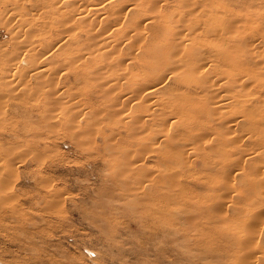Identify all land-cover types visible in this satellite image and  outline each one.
<instances>
[{
	"label": "bare ground",
	"instance_id": "1",
	"mask_svg": "<svg viewBox=\"0 0 264 264\" xmlns=\"http://www.w3.org/2000/svg\"><path fill=\"white\" fill-rule=\"evenodd\" d=\"M15 1L16 5L11 4L9 10H14L13 6L19 8L20 4L26 7L24 11L31 16L28 19L26 14L25 17L23 15V23L18 24L27 27L26 32L30 31L32 36H39L30 40L31 45L28 42L32 50L42 53L38 57L32 54L33 58L31 55L29 59L36 60L35 64L40 66L26 76L35 85L32 89L54 85L57 89L56 92L54 89L56 99L52 100H57L54 103H64L69 86L62 84V77L71 71H74V86L84 83L83 86L91 84V88H94L89 93H81V96L88 95L85 100L89 105L86 108H82L81 99L74 102L72 95L75 105L69 104L71 107L68 110L73 107L78 110L65 113L62 124L75 130L81 129L82 132L83 120L87 119L85 124L93 130L95 125L105 121L108 124L107 120L113 119L121 124V131L118 129L123 140L121 143L133 142L132 146L137 148L135 176L143 182L145 177L150 178L163 170L160 180L151 179L155 190H166L157 193L158 197L154 195L157 199L155 203L159 206L161 203L162 208L182 204L168 209L166 215L183 220L177 225L187 224V228L177 226L179 228L171 230V233L165 230V239H170L171 235H181L180 239H183L194 231L198 239L195 244L209 248L213 247L217 238L209 236L205 239L204 236L212 232L208 230L215 229L214 232L218 233L217 227L227 224L219 240L224 251H220V247L214 249L223 252L228 259L234 258L231 253L235 251L233 254L237 255V264H264V256L260 257L264 252H261L264 245L261 241L264 235V0ZM26 34L29 37V33ZM75 39L83 43L81 51L72 54L73 50L68 48ZM22 40H12L17 42H13V45L23 44ZM17 47L14 48L17 50ZM14 56L16 59L20 57ZM6 59V62L9 61ZM74 61L76 64L80 62L78 66L73 65ZM17 63H13L15 68L13 64L5 63L1 84L8 82L10 86L17 80L24 81L25 73H19ZM70 63L75 66L72 70L60 69L71 66ZM51 64L55 65L54 68ZM89 64H93L92 69L87 67ZM6 71L9 72L8 76ZM8 90L6 88L5 95L9 92L6 96L10 95V99L14 100L16 97L11 98ZM54 92L47 93L48 97L55 96ZM106 97L107 103L104 105L103 99ZM102 101L104 106L96 105ZM52 102L49 104L52 105ZM130 105L135 108L134 113L124 109ZM26 115L33 117L29 111ZM43 119L47 120L45 124L48 125V115L45 114ZM62 124L59 122V126ZM106 134L103 139L104 142L108 140V144L113 133L109 134L110 137ZM136 155L134 153V157H131L135 159ZM131 157L129 166L132 165ZM150 158L160 167L157 165L159 168L154 169L151 165L153 169L147 170L145 165ZM142 189L145 197L141 194V198H146L145 188ZM173 211L177 214H172ZM145 213L141 216L144 217ZM162 225L164 228L165 223ZM204 239H208L209 245L213 244L208 246ZM187 240L181 242L187 245ZM180 246L185 247L182 243ZM211 253L215 260L221 256L219 252ZM204 258H207L206 255Z\"/></svg>",
	"mask_w": 264,
	"mask_h": 264
},
{
	"label": "rangeland",
	"instance_id": "2",
	"mask_svg": "<svg viewBox=\"0 0 264 264\" xmlns=\"http://www.w3.org/2000/svg\"><path fill=\"white\" fill-rule=\"evenodd\" d=\"M10 2L9 0H0V15L2 14V16H0V79L4 77L3 69L5 68V63L16 64V62H18L17 65L20 66L18 67L20 70L19 73L23 72L25 74L22 73L24 81L17 80L15 84L14 82H12V85L9 83L10 86H8V82L5 83L7 86L3 83L4 86L0 81V264H202L201 261L203 260H205L203 264H237V260L235 259L237 255L233 254L235 251L231 253L232 255L230 254L234 257H231L233 260H231V262H229L231 259L230 257L229 259L226 258L224 257V253L220 252L221 250L224 251V246H222L223 244L221 241V245H219V240H221V235L223 234L221 232H224V227L227 226V224L224 225V227H221V225V229L217 227L218 233L214 232L215 229L213 230L211 228L212 230L209 229L208 232L212 231L215 234L212 232L208 234L207 232L208 236L203 235L205 239L206 237L209 238V236L217 238L214 241L219 244L213 242L217 246L214 244L212 245L213 247L209 248H206V245L202 246L203 244L200 247L195 244V241L198 239L197 236L194 235V231L191 232L190 235H186L188 237L183 239H180L181 235H171L170 239H165L163 235L165 230L171 233V230L179 227L182 228V225L185 226L184 228H187V224L182 223L181 225L179 223L181 226L177 225L178 222L183 220L179 221V218L175 216L166 215L169 212L167 211L168 209L180 207L182 204L170 205L167 208L163 206V209L160 202V206L155 203L157 199L154 195L158 197L157 193L161 194L166 190H164V188V191H162V188L155 190L151 179L156 178L160 180V172L163 170L153 174L150 178L145 177L143 182L135 176L137 170L135 167L138 164L135 162L138 160L136 155L137 148L136 146H132L133 142H127L129 145L125 143V141L121 143L123 140L120 139L121 135H119L118 131L121 127V124H118L119 122L115 123L113 119L107 118L108 120H106L109 126L106 124L107 122L105 119H102L105 122L95 125L93 131L90 125L87 126V124H85L87 122L86 119V121H82L81 125L84 132L83 130L81 132V129L75 130L62 124L61 121H63L65 113L78 110L77 107L68 110V108L71 107L69 104L75 105L73 103L81 99L80 104L81 106L83 105L82 108H86L89 105L87 104L88 100H85L88 99V95H82V97L81 93H89L94 89L91 88V84L83 86L84 83H82L81 85L78 84L74 86V71H71L67 75H64V78L62 77V84L69 86V91L65 95L66 99H63L64 103H62V101L54 103L57 101H53L56 99L55 92L57 90L54 85L47 86L45 89L40 87L37 89L34 88L35 93L33 94L34 90L32 86L35 87V85L32 83L31 79L29 80L30 82L28 81L27 75L30 74L32 69L40 66L35 64L36 60L34 62L29 59H31L30 56L32 54H35L34 57H38L42 53L40 51L39 54L31 49L30 40L32 41L33 38L38 39L39 36L33 34V37L30 31L26 32L25 28L27 27H21V25L18 24L21 23L23 21H21V19L25 17L26 11L24 10L26 7L19 4V8L16 9L17 6H13V9L15 8L16 10L14 9L11 11L9 10V8L11 9L10 5H16V1L13 0L12 2L11 0ZM11 15L13 17H11ZM23 15L24 17H22ZM26 16H28L26 17L28 19L31 17L27 14ZM5 21L7 22L5 23ZM19 27L21 28L19 29ZM17 28L20 33H16L18 31ZM21 31L23 33H21ZM26 33H29V37H27ZM12 37H15V39ZM22 39H24L25 42L27 41V43ZM12 40H22L24 43L13 45L17 42ZM72 43L73 44H71L68 49L70 51L73 50L72 54L79 53L83 42L79 43L75 39ZM4 44L6 45L4 46ZM21 45H23V47H21ZM13 46L15 48L18 46L20 49L17 47L16 50ZM62 48L64 49V46ZM14 55L20 57L16 59ZM8 56L9 58L6 59ZM31 57L33 58V55ZM13 58L16 59L15 62ZM5 59L9 61L6 62ZM10 59H12V61ZM79 63L80 62H78V64ZM14 64L13 67L15 68L16 65ZM52 64L50 66H55ZM75 64L74 61L73 65ZM78 64L75 66H78ZM73 65L68 66L69 68L61 67L60 69L66 70L65 68H67L70 71L75 67ZM87 67L92 69L93 64H89ZM29 68L31 69L29 70ZM60 69L58 70L62 71ZM6 74L5 75L8 76L9 72L6 71ZM70 78L72 79L71 81ZM3 81H5V79ZM22 84L24 85L23 87ZM72 86L74 87L72 88ZM48 87H51L52 90ZM6 88H9L8 91L12 94L11 98L16 97L14 100L10 99V95L8 97L6 96L9 92L5 95ZM52 91L55 96L49 95V97L52 96L49 98L48 94ZM22 92L25 95H23ZM75 92L77 97L74 95ZM72 95L74 97V102L72 101L73 99H71ZM30 96L33 98H30ZM35 98L36 101L34 100ZM48 100L51 102L53 101L52 105L49 104L51 102ZM106 100L107 97L103 99L105 104L102 101L97 102L98 104L96 105H101L102 103L106 105ZM1 108L3 109L1 110ZM124 109L132 110V113L135 112V108L133 109L132 105L126 106ZM2 111H5V113H2ZM28 111L29 115L32 114L31 116L33 117H28V115H26ZM50 113L54 115L55 118ZM40 114L41 116H39ZM45 114L48 115L49 119L52 117L48 120V125L45 124L47 120L43 119ZM30 118L34 120L31 119V121ZM57 121L62 125L59 126V122ZM111 122L115 126H113ZM51 124H53V127H51ZM107 126H109L108 129L105 128ZM87 127H89V129H87ZM98 127L100 131L104 130L102 131L104 135L106 132L108 133L106 136L113 133L112 136L109 135V137H112H110L111 139L109 138V142L111 144L114 143L112 146H106L111 144H106L108 140L104 142V135L102 132L98 131ZM99 132L101 134H98ZM118 137L119 139L117 140ZM118 145L120 147H118ZM127 146L131 150L127 148ZM125 149H129L130 151H126ZM133 149L136 151L133 152ZM134 153L136 155L135 159H133ZM131 155L133 157H131ZM130 157L134 161L131 160L130 162L132 165L129 166ZM150 161L145 165L146 169L148 168L147 170L151 171L153 169L152 166L154 169L157 165L160 167V165L151 160V158ZM133 163L135 164L133 165ZM155 163L156 166L154 165ZM150 166L151 169H149ZM128 167H132L133 169L131 168L130 170ZM15 175H17V177ZM154 175L160 176H157V178L154 177ZM9 176L11 178H9ZM13 178L14 181H12ZM148 181L151 184L150 188ZM140 185H143L142 187L145 188L146 198H143L145 197V195L142 194L144 190ZM138 192L140 195H138ZM152 192L153 195H151ZM141 194L143 196L142 198ZM147 197L149 198L148 201ZM151 208H153V210ZM145 210L147 211L146 213L144 212ZM163 212H165L164 214L166 216L162 214ZM142 213L146 215L143 217L141 216L143 215ZM151 213L153 215H151ZM172 214L177 213L173 211ZM161 215H164V217L162 216V218ZM144 218L145 220H143ZM163 222L165 223L164 228L162 227L164 226L162 225L164 224ZM263 236L264 235H262V237L260 236L262 238L260 239L264 242ZM173 237H176V243ZM188 238L192 239L194 242L192 240L191 242ZM205 239L203 242L208 246L213 244L210 243L209 245L207 242L208 239ZM181 240L183 242L187 240V245L181 242ZM177 241L186 246H180L181 243ZM187 246H190V248H186ZM193 247L195 250L198 249L199 252L196 251L197 254L195 250L192 249ZM202 247H205V250H210L206 252ZM214 247H220V251H217ZM211 248L214 249H212L213 251L221 253V256L216 260V257L214 258L211 253L213 252ZM192 250H194V252ZM262 251H264V245L261 249V252ZM203 252H206V254H203ZM163 253L164 255L161 256ZM204 255L212 260L205 259ZM261 255L264 256V252L260 254V257H262ZM202 257L204 259H202ZM199 260L200 263H198ZM261 261H263V258Z\"/></svg>",
	"mask_w": 264,
	"mask_h": 264
}]
</instances>
